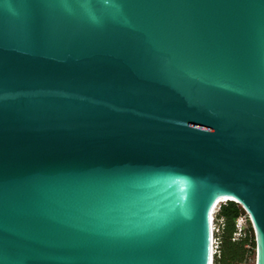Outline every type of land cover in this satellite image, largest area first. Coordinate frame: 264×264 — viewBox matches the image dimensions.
<instances>
[{
	"label": "water",
	"instance_id": "95a60500",
	"mask_svg": "<svg viewBox=\"0 0 264 264\" xmlns=\"http://www.w3.org/2000/svg\"><path fill=\"white\" fill-rule=\"evenodd\" d=\"M221 199L264 264V0H0V264H210Z\"/></svg>",
	"mask_w": 264,
	"mask_h": 264
},
{
	"label": "built area",
	"instance_id": "2783aa9c",
	"mask_svg": "<svg viewBox=\"0 0 264 264\" xmlns=\"http://www.w3.org/2000/svg\"><path fill=\"white\" fill-rule=\"evenodd\" d=\"M227 201L219 203L214 207L211 218V260L210 264H219L217 261L221 258V235L224 229L223 218L218 217L220 206ZM235 203L239 209V215L235 220L234 232L231 237V242L238 243L245 241L243 245L244 255L234 264H255V238L253 228L249 221L248 214L238 202Z\"/></svg>",
	"mask_w": 264,
	"mask_h": 264
},
{
	"label": "trees",
	"instance_id": "16d2710c",
	"mask_svg": "<svg viewBox=\"0 0 264 264\" xmlns=\"http://www.w3.org/2000/svg\"><path fill=\"white\" fill-rule=\"evenodd\" d=\"M240 212L239 207L230 201L220 206L218 217L224 220V229L221 235V258L217 261L219 264H234L244 255L243 245L245 241L238 243L231 242L234 232L235 220Z\"/></svg>",
	"mask_w": 264,
	"mask_h": 264
},
{
	"label": "bare ground",
	"instance_id": "6f19581e",
	"mask_svg": "<svg viewBox=\"0 0 264 264\" xmlns=\"http://www.w3.org/2000/svg\"><path fill=\"white\" fill-rule=\"evenodd\" d=\"M224 201H234V202H237V201H235V200H233V199H221V200H219L218 202H217V204L216 205H218L219 203H222V202H224ZM216 207V206H215Z\"/></svg>",
	"mask_w": 264,
	"mask_h": 264
}]
</instances>
